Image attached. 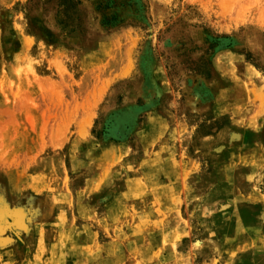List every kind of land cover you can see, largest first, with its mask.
Listing matches in <instances>:
<instances>
[{"label": "rangeland", "instance_id": "374dc122", "mask_svg": "<svg viewBox=\"0 0 264 264\" xmlns=\"http://www.w3.org/2000/svg\"><path fill=\"white\" fill-rule=\"evenodd\" d=\"M0 264H264V0H0Z\"/></svg>", "mask_w": 264, "mask_h": 264}]
</instances>
